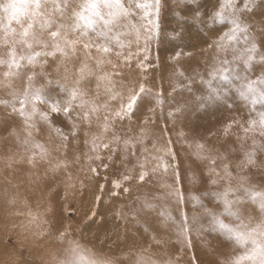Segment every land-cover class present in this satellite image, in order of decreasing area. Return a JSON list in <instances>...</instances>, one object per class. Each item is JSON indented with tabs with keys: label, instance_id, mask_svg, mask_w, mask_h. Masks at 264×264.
<instances>
[{
	"label": "snow or ice",
	"instance_id": "obj_1",
	"mask_svg": "<svg viewBox=\"0 0 264 264\" xmlns=\"http://www.w3.org/2000/svg\"><path fill=\"white\" fill-rule=\"evenodd\" d=\"M171 5L179 17L171 33L173 38L184 37L186 20L209 30L219 24L221 30L214 32L208 44V49L214 50L208 71L210 78L205 80L200 76L209 90L206 94L194 95L183 108L169 110L167 116L175 123L177 113L182 115L185 110L203 107L209 101L223 103L228 111L236 106L237 99L241 105H250L249 111L255 115H249L247 120L232 117L222 129L225 137L232 134L234 127L243 132V136L237 135L241 154L238 160L229 159L230 154L237 151L234 147L224 146L223 153L217 150L212 155L204 143L197 142L196 156L208 160V175L195 167L182 169L175 149L170 147L173 141L167 124L160 128L159 134L149 130L158 119L155 108L147 110L150 115L138 125L139 133L133 132L132 117L140 112L145 95L151 91L148 72L154 70L153 63L158 66L159 57L153 60L151 46L161 34L162 14L169 6L168 0H0V90L11 97L0 99V103L11 108L10 115L21 119L23 134L21 129L9 126L7 119L4 130L23 145L27 156L21 155L20 162L36 167L39 162L48 160L53 173L67 167V163L58 160L52 164L50 151L33 135V129L39 130L36 117L55 128L65 149L70 138L84 130L85 144L89 145L88 170L101 192L108 184L112 185V196L119 195L122 182L143 184L153 176L170 177L171 183L162 185L164 211L159 216L165 228L173 226L181 256L158 261L141 250L129 259L130 248L128 253H122L127 264H180L182 255L194 247L193 234L203 238L206 233H213L222 244L231 245L227 256L217 264H264V0H216L208 10L201 7L200 0H171ZM257 13L261 16L260 26L253 31L249 18ZM182 54L176 52L175 58L178 60ZM69 58L78 60L80 66L75 79L67 82L65 76L66 83H61L66 97L51 101L47 111L39 109L37 101L41 100V89L32 91L36 77H47L44 70L50 61L56 71L65 66L67 72ZM124 68L130 72L135 68L138 73L127 85ZM180 75L184 73L181 71ZM217 76L226 82L223 88L211 87ZM25 78L27 87L22 89L18 82ZM193 83L189 79L185 85L190 92ZM93 84L94 89L84 87ZM160 97L157 102L163 115ZM59 115L72 121L71 130L65 132L54 120L53 117ZM124 121H128L129 127L127 133L121 135L116 124L119 122L123 127ZM149 138L153 140L151 150L144 147ZM104 152L107 155L102 154ZM205 152L208 154L201 155ZM13 156L7 158L8 166L14 162ZM132 159L135 163L129 167ZM117 163L125 166L119 178L110 180L107 175H101L100 169L107 173ZM253 169L260 173V183L253 182ZM101 179L103 184L99 182ZM205 180L215 187H204L203 194L210 195L219 208L209 207L195 194V186L204 185ZM186 184L189 187L186 188ZM123 191L129 192L130 188L123 187ZM5 197L9 204L16 203L15 194L10 195L5 190ZM100 199L96 197L97 201ZM153 207L155 205L147 204L143 210ZM96 215L93 212L92 218ZM28 216L29 226L35 225L38 229L35 236L45 239L49 245L43 264H121L115 257L94 258V252L70 238L69 228H44L41 225L48 223L46 219L31 211ZM153 242H161L155 239V233ZM191 261L199 264L195 253Z\"/></svg>",
	"mask_w": 264,
	"mask_h": 264
},
{
	"label": "rangeland",
	"instance_id": "obj_2",
	"mask_svg": "<svg viewBox=\"0 0 264 264\" xmlns=\"http://www.w3.org/2000/svg\"><path fill=\"white\" fill-rule=\"evenodd\" d=\"M214 3H216V0H200L201 7L205 10L211 9ZM168 5L169 6L165 8L162 14L161 34L157 41H153L151 46L153 60H155V57H159L158 66L156 63H153L152 69L154 70L148 72L149 79L147 83L151 91L145 95V98L140 105V112L137 113V116L132 117L131 127L134 133H139L140 129L138 125L143 123L142 119H144L146 115H150L147 110L149 108H155L158 119H156L154 126L150 125L149 130L159 134L160 128H163L166 123L173 141L170 147L175 149L177 157L181 162L182 169L187 170L190 167H195L198 171L202 172L203 175L207 176V166L209 162L206 159H197L196 143H204L206 149L211 150L212 155H215L217 150L223 153L225 151L224 146L229 148L234 147L237 151L230 154L229 159L232 161L238 160L241 154L239 152L240 142L237 140V135L243 136L244 134L239 128L234 127L231 129L232 134L225 137L222 131L223 126L232 117L247 120L249 115H255V113H250V105H241L240 101L237 99L236 106L231 111L226 110L224 104L221 102L209 101L206 102L203 107L197 108L193 106L190 109L185 110L182 115L177 113L175 123H173L172 119L167 116L169 110L175 111L178 106L183 108V105L186 102L190 103L192 101L194 95L205 94L209 90V86L201 82L200 76L202 75L205 80L210 78L208 76V71L213 62L214 50L208 49V44L212 42L214 32L221 30L219 24L214 25L213 29L209 30L202 25H194L191 20H186L184 21L186 29L184 37L182 39H175L171 33L173 32V29L177 27V20L179 17L173 12L171 0H168ZM249 19L254 24L253 31H256L257 27L260 26V14L257 13L254 18L250 17ZM176 52L183 53L178 60L175 58ZM188 53H191L192 55L188 56ZM222 57L223 54H221V58ZM230 58L229 54V59ZM74 59L75 58H69L66 61L67 72H65V66H61L60 70L56 71L55 65L50 61L49 65L46 67L48 69L44 70L48 74L47 77H36L32 91L35 92L37 88L41 89V100L37 101L39 109L47 111L50 108L51 101L66 97L67 93L61 87V83L65 82V76H67V82H70L75 78L76 69H78L80 65L79 61ZM71 62L73 63V67H71ZM37 71L39 72L40 70ZM181 71L184 75H180L179 77L178 74H180ZM123 72L126 77L124 80L126 85L138 75L135 68H133L131 72L129 69L124 68ZM197 73L200 75H197ZM48 79L51 81L53 80L54 82L52 81L51 83H48ZM116 79L119 81L120 78L117 77ZM189 79L194 81L191 85V92L188 90V87H185V85H188ZM58 80H60V83L57 82ZM18 85L22 89L25 88L27 86L26 78L23 79L22 82H18ZM225 85L226 82L222 81L220 77L217 76L212 80L211 87L223 88ZM93 86L94 84L92 87L91 85H84V87L89 89H94ZM227 86L231 88V85ZM161 90L162 97H160ZM5 94L6 93H4L3 90H0V99H11L9 98L10 96L8 97ZM158 97L163 99V115H161V105L157 102ZM44 100L49 101V103L43 102ZM17 107H19L18 104ZM259 107V105L256 106L257 110H259ZM10 113L11 108H5L4 105L0 103V122L7 119V122L12 123V125L14 124L16 126L22 124L21 119L17 115H10ZM36 118V120L40 122V129L45 131L50 129L51 140H47L52 147L55 146V149H57L56 144L61 147L63 140L62 137L57 134L55 128L42 121L39 116ZM53 118L59 126L65 130V132L71 130V120H68L63 115L54 116ZM128 127V121H124L123 127H121L119 122L116 124V130L121 135L127 133ZM93 131H95V128H93ZM180 133H183V135H180ZM146 142H148L147 148L151 150L153 140L149 138ZM247 143L250 144L251 140L249 139ZM84 148L85 150H82ZM137 148L139 149L140 147L138 146ZM55 152L56 156H59L58 160L62 164L67 163V167H61L57 172L53 173L49 170V163L43 164V162H40L41 164L38 163L35 169L21 171L20 173L22 176L25 177L27 175L26 178L37 180V182H35L37 184L30 185V190L28 189L26 192L21 191L16 195V203H19L21 200L20 204H23L21 205L22 209L31 211L33 214L39 215L42 220L46 219L48 221L49 225L45 228L52 227L51 224L54 225L59 223L60 226L70 229V238L77 239L84 248L94 252V258L117 257L121 264H127V260L122 256V253H128L130 248L132 255L128 257L129 259L134 258V254L141 250H146L148 254L158 261L167 260L169 256L174 259L181 256V246L175 242L176 235L173 226L170 225L165 228L163 226L162 218L159 216V213L164 211L165 189L162 185L165 183L170 184V177H165L163 175L153 176L143 184L138 181H132L126 184L122 182V188L118 190L119 195L112 196L110 195L112 185L108 184L103 192H101L96 186V181L92 179V174L88 170L86 154L89 153V145L85 144L84 130H81L79 135L70 138L67 148L63 151L65 154L59 152L58 149ZM102 154L107 155L106 152ZM207 154L208 153L205 152L201 155ZM77 157H79V159H77ZM55 163L56 162H52V164ZM131 164L132 163L130 162L128 166L130 167ZM119 167H122L120 173L112 174L111 176L107 175L110 180L113 178H119V176L125 171V166L120 165ZM72 171H76L75 174ZM37 174H39V176ZM101 175L103 176V174ZM2 176L5 178L7 177L0 172V179L3 178ZM252 176L254 183L261 182L260 173L255 169L252 170ZM99 182L101 184L104 183L102 179ZM17 183L18 182L15 179H9L8 185L16 187ZM73 184H75V187H73ZM185 186L186 188L189 187L187 184ZM123 187L130 188V191L124 192ZM204 187L214 188L215 186L210 185L208 181L205 180L204 185L195 186V194L200 196L204 200V203L209 207L219 208V205L216 206L215 200L210 195L203 194ZM35 188L38 190L36 191L37 194L35 193ZM46 193L48 194L46 195ZM21 195L24 196L22 197ZM43 195L45 197H43ZM97 196L101 197L99 201L96 200ZM48 198L52 200L50 201ZM57 198L59 199L58 202ZM23 201L26 202L23 203ZM55 201L59 203L58 206L55 205ZM7 203V200L0 202V208L7 205ZM147 204H153L155 207L145 211L143 209ZM49 208L51 209L49 210ZM199 210L200 209L197 208V211ZM191 211L192 207L189 205V212ZM45 212L47 214H45ZM51 212L53 213L52 216ZM93 212L97 213L94 218H92ZM49 215L50 219L48 217ZM56 216H58L59 222L58 219L55 218ZM121 216L126 217V219H122ZM204 222L206 223L207 221ZM43 226L45 225L43 224ZM36 231L37 230L34 229L27 233L35 235ZM154 233L155 239L161 241L159 244L153 242ZM6 239L7 244H10L12 247L15 246L14 237L12 235L8 236ZM106 239L107 241H105ZM114 239L119 240L114 242ZM38 243L42 245V247L48 248L49 246L45 239H42ZM193 244L194 247L189 249L186 254L182 255L180 264H194V262L191 261L193 253H195L198 258L199 264H217L219 259H223L227 256L231 247L230 244H222L220 239L213 233H206L203 238H197L195 234H193ZM107 248L109 249L107 250ZM106 251L108 253H106ZM18 252L19 258L24 257L31 259V247L23 245ZM45 259L46 258L44 257V260Z\"/></svg>",
	"mask_w": 264,
	"mask_h": 264
},
{
	"label": "bare ground",
	"instance_id": "obj_3",
	"mask_svg": "<svg viewBox=\"0 0 264 264\" xmlns=\"http://www.w3.org/2000/svg\"><path fill=\"white\" fill-rule=\"evenodd\" d=\"M254 25V24H253ZM257 25V24H256ZM260 25V24H259ZM73 59V58H72ZM75 60V59H74ZM76 62V61H75ZM73 63L71 62V65ZM73 67V65L71 66ZM48 69V68H46ZM39 70V69H37ZM175 71V70H173ZM54 72V71H52ZM178 72V71H177ZM202 72V71H201ZM203 73V72H202ZM174 74V73H172ZM177 74V73H176ZM204 75V74H203ZM178 76L180 77V74H178ZM188 76V75H187ZM189 77V76H188ZM52 78V77H50ZM72 78V77H71ZM187 78V77H185ZM40 79V78H39ZM75 79V78H74ZM164 79V78H162ZM207 79V78H206ZM49 80V79H48ZM71 80V79H70ZM47 81V80H46ZM53 81V80H52ZM60 81V80H59ZM132 81V80H131ZM186 81V80H185ZM54 82V81H53ZM66 82V81H65ZM64 82V83H65ZM45 83V82H44ZM57 83V82H56ZM55 83V84H56ZM183 83V82H182ZM48 84V83H47ZM187 84V83H186ZM46 85V84H44ZM58 85V84H57ZM185 85V84H184ZM201 85V84H200ZM47 86V85H46ZM59 86V85H58ZM57 86V87H58ZM27 87V86H26ZM51 87V86H50ZM49 87V88H50ZM56 87V85H55ZM92 87V85H91ZM94 87V86H93ZM200 87V86H198ZM43 88V87H41ZM48 88V89H49ZM61 88V87H60ZM45 89V88H44ZM47 89V90H48ZM51 89V88H50ZM198 90V89H197ZM203 90V89H202ZM201 90V91H202ZM196 91V90H195ZM206 91V90H205ZM5 93V92H4ZM62 93V92H61ZM59 93V94H61ZM207 93V92H206ZM205 93V94H206ZM57 94V93H56ZM7 95V94H5ZM59 96V95H58ZM9 97V96H8ZM60 97V96H59ZM11 98V97H9ZM184 106V105H183ZM179 107V106H178ZM37 119V118H36ZM35 119V120H36ZM142 119V118H141ZM143 120V119H142ZM3 122V123H2ZM0 122V172L3 175H6L7 177L5 178L4 176H2L3 178L0 179V202L6 201V197H5V190H7V192L11 195V194H15L18 195V193H20L21 191H27L29 189L30 185H36L37 180H34L32 178H26V176H22L21 175V171H25V170H30V169H35V167H31L29 164H27L26 162H20V156H27V153L24 152V147L23 145H21L17 139L15 137H9L7 131H5V121ZM37 128L39 129L38 131L36 129H33V135L34 137L40 141L41 143L45 144L46 147L48 148V150L51 153L50 159L51 161L57 162L55 160L59 159V156H56V152L57 149L59 150V152L63 153V151H65V148L63 147H59L58 144H56L57 149H55V146L52 147V145L48 142L47 139L51 140V132L49 131L50 129H48L47 131L40 129L39 125L40 122H38L37 120L35 121ZM7 124L9 126H12L16 129H21V134L22 133V129H23V124H19V125H12V123L7 122ZM142 124V123H141ZM157 127V126H156ZM46 128V127H44ZM120 128V127H119ZM139 130V129H138ZM36 131V132H35ZM44 136V137H43ZM81 137V136H80ZM80 139V138H79ZM82 139V138H81ZM147 143L146 145H144V147H147ZM82 150H85L82 149ZM138 151V154L140 152V148L136 149ZM55 153V154H54ZM13 154H15L13 156ZM59 154V153H58ZM65 154V153H63ZM86 154V152H85ZM106 155V154H104ZM9 156H13V163L11 164V166H8V160L7 159ZM5 158V159H3ZM61 159V158H60ZM43 164L49 163L48 160H44L42 161ZM41 162V163H42ZM132 164L135 163V160H131L130 161ZM40 163V162H39ZM40 163V164H41ZM99 163V162H97ZM38 165V164H37ZM48 165V164H47ZM120 164H114L107 173H105V171L103 169H100L101 174L103 175H108L111 176L112 174H118L120 173V169L122 167H119ZM71 168V167H70ZM71 170V169H70ZM74 170V169H73ZM74 172V171H72ZM76 172V171H75ZM74 172V174H75ZM41 173V172H40ZM20 174V175H19ZM27 174V173H26ZM90 174V173H89ZM39 176V174H37ZM88 176V174H87ZM34 177V176H33ZM36 177V176H35ZM63 177V176H62ZM9 179H15L18 183L16 187H12V185H8ZM73 180V179H72ZM62 181V180H61ZM60 181V182H61ZM78 181V180H77ZM70 187V186H69ZM68 187V188H69ZM72 187V186H71ZM73 187H75V184H73ZM77 188H79L78 186H76ZM50 188V187H49ZM70 189V188H69ZM30 190V189H29ZM37 188H35V193H36ZM77 191V189H76ZM29 192V191H28ZM48 192V191H47ZM161 193V192H160ZM27 194V193H24ZM37 194V193H36ZM44 194V193H43ZM48 193H46L47 195ZM50 195V194H49ZM53 195V194H52ZM22 197L24 195H21ZM43 197H45L43 195ZM71 198V197H70ZM69 198V199H70ZM23 199V198H21ZM41 199V198H40ZM49 199V198H48ZM72 199V198H71ZM25 200V198H24ZM47 200V199H46ZM50 200V199H49ZM48 200V201H49ZM52 200V199H51ZM50 200V201H51ZM55 200V197H54ZM53 200V201H54ZM58 198H57V202H58ZM26 201H23V203ZM42 202V201H41ZM40 202V203H41ZM55 201V205L58 206L59 203H57ZM21 200L19 203H16L14 205H11L9 203H7V205H5L4 207L0 208V264H43L44 261V257L47 258V247H42V245H40L38 242H40L42 239L37 238L35 235L33 234H28L27 232L30 230H38L36 228L35 225L29 226L28 221H29V216H28V210L26 211V209H22L23 204H20ZM43 203V202H42ZM46 204V203H44ZM49 204V203H48ZM216 206H218V204L215 201ZM27 205V204H25ZM51 205V203H50ZM48 205V206H50ZM29 206V205H28ZM41 206V205H40ZM45 206V205H44ZM25 207V206H23ZM67 207V204H66ZM70 207V206H69ZM68 207V208H69ZM26 208V207H25ZM28 209V208H27ZM51 208H49L50 210ZM48 210V212H49ZM42 211V210H41ZM19 213V214H18ZM45 214H47L45 212ZM52 212H51V216H52ZM55 215V214H54ZM46 216V215H45ZM50 219V215L48 216ZM47 218V217H46ZM55 218L58 219V216H56ZM53 219V218H52ZM52 221V220H51ZM63 221V220H62ZM66 221V220H65ZM59 222V219H58ZM61 222V221H60ZM64 222V221H63ZM66 224V223H65ZM45 226H43V224L41 225L42 227H47V225H49V223L44 224ZM53 228H59L61 227L58 224H51ZM132 227V226H131ZM30 228H34V229H30ZM111 230V229H110ZM112 231V230H111ZM13 236L14 237V244L15 246L12 247L10 244H7V237L8 236ZM120 235V234H119ZM120 238V237H119ZM129 238V237H128ZM111 239V238H110ZM113 240V238H112ZM115 240V239H114ZM117 241L119 239H116ZM116 240L114 242H116ZM107 241V239L105 240ZM104 242V241H103ZM113 242V241H111ZM90 244V242H89ZM106 244V243H105ZM118 244V243H117ZM122 244V243H120ZM131 244V243H130ZM168 244V243H167ZM23 245H27V247H31V251H32V255H31V259L30 258H19L18 257V250H20V248ZM92 245V244H91ZM93 246V245H92ZM115 246V245H114ZM113 246V247H114ZM96 247V246H95ZM111 247V246H110ZM112 247V248H113ZM122 247V246H121ZM109 248H107L108 250ZM111 249V248H110ZM116 249V248H115ZM113 250V249H112ZM114 251V250H113ZM112 251V253H113ZM116 251V250H115ZM124 251V249H123ZM122 251V252H123ZM110 252V251H109ZM106 253H108L106 251ZM114 254V253H113ZM109 255V254H108ZM115 256V254H114ZM117 258V257H116Z\"/></svg>",
	"mask_w": 264,
	"mask_h": 264
}]
</instances>
